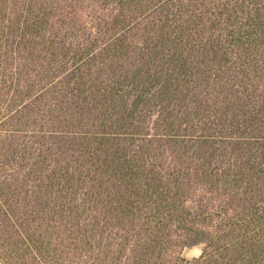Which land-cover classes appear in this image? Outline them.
<instances>
[{"label":"trees","instance_id":"1","mask_svg":"<svg viewBox=\"0 0 264 264\" xmlns=\"http://www.w3.org/2000/svg\"><path fill=\"white\" fill-rule=\"evenodd\" d=\"M86 1L0 0V264H264V0Z\"/></svg>","mask_w":264,"mask_h":264},{"label":"rangeland","instance_id":"2","mask_svg":"<svg viewBox=\"0 0 264 264\" xmlns=\"http://www.w3.org/2000/svg\"><path fill=\"white\" fill-rule=\"evenodd\" d=\"M85 2L88 3V1L85 0ZM11 5V3H8ZM193 198L194 199H198L200 197H203L205 196L206 197V202L209 201L210 199H212V195L210 193H208L206 190H196V191H193V194H192ZM213 202L215 204H218L220 203L219 200H217L215 198V200H213ZM108 217V220L107 221H110L111 223H113V220L111 219V216ZM119 225V224H118ZM182 233V232H181ZM173 240L174 241H177V242H181L182 243V240H184V238H181L180 236H175L173 237ZM176 250V254L177 256L181 255L185 258H187L188 260H195L197 259L198 257H200L203 253H204V250H205V244L204 243H191V244H180L178 247L175 248ZM159 261V260H157Z\"/></svg>","mask_w":264,"mask_h":264}]
</instances>
